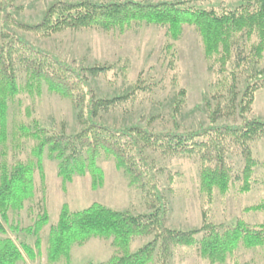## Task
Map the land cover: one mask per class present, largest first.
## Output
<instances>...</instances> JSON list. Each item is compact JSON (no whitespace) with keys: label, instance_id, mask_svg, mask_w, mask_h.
Wrapping results in <instances>:
<instances>
[{"label":"rangeland","instance_id":"obj_1","mask_svg":"<svg viewBox=\"0 0 264 264\" xmlns=\"http://www.w3.org/2000/svg\"><path fill=\"white\" fill-rule=\"evenodd\" d=\"M57 1L14 0L10 11L19 19L35 24ZM136 1H187L185 7L213 8L218 13L224 10L223 2L232 10L244 4L242 0ZM15 30L37 47L84 70L98 98H120L98 117L100 122L118 128L138 124L156 132L194 131L211 124L212 113L217 109L221 113L218 123L239 124L243 118L239 112L231 109L228 112V105L232 106L234 98L237 103L247 85L264 76V51L262 59L250 58L249 45L258 42L256 36L251 40L241 38L231 61L223 69L215 59L206 57L202 35L192 25L184 27L179 39H172L167 27L145 21L126 29H66L49 37ZM94 67L105 70L99 76H92L87 69ZM17 69L19 91L8 99L4 122L0 121V162L6 161L9 167L17 162L31 165L34 185L33 195L20 208L9 209L6 231H0V244L11 239L20 248L24 258L15 264H105L113 256H122L124 249L114 236H92L75 244L68 257L50 260V234L64 206L75 212L97 202L133 215L150 209L145 187L133 184L126 170L111 155L102 153L98 157L96 164L100 171L88 168L82 174L74 172L70 179L60 173L56 153L46 147L42 156H37L38 140L27 135L35 130L36 124L50 133L67 135L79 133L83 125L71 99L51 91L44 83L39 90L30 92L25 70L21 66ZM246 116L264 120V88L258 90ZM252 150L255 166L246 175L240 148L231 146L226 154L231 167L230 184L226 190L215 187L210 195L202 186L199 156L165 155L147 149L146 155L158 168L161 188L169 202L166 226L174 230H198L208 221L223 233L234 230L239 221H244L251 230H264V138L253 141ZM45 214L49 215V222L36 231ZM153 238L154 234L133 237L129 252L138 251ZM197 238L201 240L203 234ZM27 246L33 248L34 258L29 256ZM158 252L159 249L156 256ZM171 253L168 264H264V240L259 243L244 239L224 262L204 256L200 244L173 246Z\"/></svg>","mask_w":264,"mask_h":264},{"label":"trees","instance_id":"obj_2","mask_svg":"<svg viewBox=\"0 0 264 264\" xmlns=\"http://www.w3.org/2000/svg\"><path fill=\"white\" fill-rule=\"evenodd\" d=\"M13 1L0 0V121L4 122L8 99L19 91L17 68L21 66L27 74V89L30 92L35 88L39 90L44 83L51 91L71 99L83 125L79 133L67 135L50 133L36 124L35 130L27 132V135L38 140L37 156L40 158L46 147L51 153H56L60 160V173L70 179L74 172L82 174L88 168L100 171L96 164L98 157L102 153L111 155L118 166L126 170L133 184L145 187L150 209L147 213L133 215L112 210L97 202L75 212L64 206L59 222L50 234V260L68 257L75 244L92 236H114L124 249L122 256H113L105 264H168L167 258L172 254L173 246L195 244L201 245L204 256L224 262L244 239L263 242L264 230H251L244 221H239L234 230L223 233L208 221L198 230L168 228V198L161 188L158 168L149 161L146 150L161 151L165 155L199 156L202 186L210 195L215 187L226 190L230 184L231 167L226 154L233 144L240 148L246 162L245 173L250 175L255 166L252 142L264 138V120L248 118L246 114L255 102L258 90L264 88V76L260 75L249 83L237 103L234 98L232 106L228 105V112L230 109L231 112H239L243 118L239 124L218 123L221 113L217 109L212 113L211 124L194 131L156 132L138 124L118 128L100 122L98 117L102 111L115 106L120 98H98L84 70L37 47L15 29L49 37L66 29H126L133 23L145 21L167 27L168 35L172 39H179L184 27L192 25L202 35L206 57L215 59L225 69L232 59L235 46L243 37L249 40L254 36L259 38L257 43L249 45L250 58L262 59L264 0H242L244 4L235 10L227 8L223 2L224 10L221 13L213 8L185 7L187 1L59 0L51 4L35 24L19 19L10 11ZM104 70L102 67L87 69L92 76H99ZM0 172V231L5 232L9 209L20 208L33 195V167L23 162L9 167L6 161H1ZM48 222L49 215H43L36 231ZM200 233L203 234L201 240L197 238ZM151 234H154L153 240L138 251L129 252L133 237ZM37 247H41L40 239ZM26 250L31 258L36 256L33 248L27 246ZM23 258L22 251L11 239L1 242L0 264H15Z\"/></svg>","mask_w":264,"mask_h":264}]
</instances>
